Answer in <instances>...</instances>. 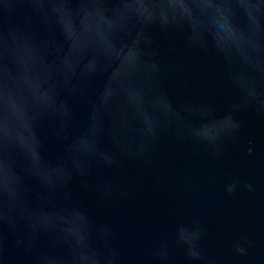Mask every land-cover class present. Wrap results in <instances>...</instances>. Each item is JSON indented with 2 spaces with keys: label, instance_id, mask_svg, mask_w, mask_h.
<instances>
[{
  "label": "water",
  "instance_id": "1",
  "mask_svg": "<svg viewBox=\"0 0 264 264\" xmlns=\"http://www.w3.org/2000/svg\"><path fill=\"white\" fill-rule=\"evenodd\" d=\"M0 264H264V0H0Z\"/></svg>",
  "mask_w": 264,
  "mask_h": 264
}]
</instances>
